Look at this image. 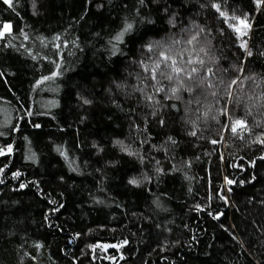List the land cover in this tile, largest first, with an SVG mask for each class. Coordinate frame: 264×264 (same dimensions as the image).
Segmentation results:
<instances>
[{"label": "trees", "instance_id": "trees-1", "mask_svg": "<svg viewBox=\"0 0 264 264\" xmlns=\"http://www.w3.org/2000/svg\"><path fill=\"white\" fill-rule=\"evenodd\" d=\"M4 24L0 264H264V144L193 137L194 105L160 93L176 108L153 115L135 90L150 42L192 34L218 81L237 63L264 72V0H0Z\"/></svg>", "mask_w": 264, "mask_h": 264}, {"label": "snow or ice", "instance_id": "snow-or-ice-1", "mask_svg": "<svg viewBox=\"0 0 264 264\" xmlns=\"http://www.w3.org/2000/svg\"><path fill=\"white\" fill-rule=\"evenodd\" d=\"M257 2L259 4L260 0H257ZM4 3L11 6L12 0H4ZM138 3L143 4L144 0H138ZM33 7L35 8V3L33 4ZM218 12L220 16H224V13L219 11V8ZM232 20L237 22L229 25L234 32L239 37L247 35V30H250L251 28V25L247 23V19H238L233 16ZM131 28V24L127 25L124 32L119 33L115 37L116 41L121 42L124 33L130 31ZM10 31L11 25L4 24L3 31H0V38H3L5 33H10ZM27 38L28 37L25 36V39ZM53 39H59V37H54ZM183 43L192 47H183L181 46V42L175 39H171L170 42L152 41L147 46L148 53H151V56H145L144 59L139 61V64L143 68V73H138L137 78L142 87L138 86L135 90L143 93L145 100L150 102L148 106L153 108V115L157 114V106L161 108H176L175 104L163 105L159 100H156L155 96L160 93H163L165 99L180 100L187 106H196L195 108L187 107L185 111L199 112L201 103L200 96L202 92L207 89L209 90L208 94L215 97L217 83L221 82L220 80H217V72H227V69L217 67L214 70L213 67H209V64H213L215 61L206 60L204 58L208 56V52L203 46H199L198 34H192L191 38L184 40ZM56 47L59 49L60 45H57ZM113 47L114 51L118 50L115 45ZM241 47L247 49L246 41L241 42ZM248 55H251L250 51H248ZM57 68H59L58 64ZM60 74L59 71H53L50 76H45L40 83H43L45 80L54 79ZM237 83L238 80L234 79L231 81L232 85ZM148 90H151V95L147 94ZM185 92L188 94L186 100L183 95ZM226 103L227 106L220 111L219 115L223 116L227 122H222L221 120H218L217 122L221 124L223 130L229 131L233 136L239 134L240 138L243 139L244 133L248 131V125L245 120L234 118L233 114L229 111V107L234 103L231 93L227 94ZM159 123L163 125L164 120L161 119ZM188 134L193 137L197 136L195 131H189ZM0 135H3V133L0 132ZM169 140L175 143L171 137H169ZM210 142L212 144L219 143L217 140H211ZM255 143L264 144V136L258 137ZM8 151H11L10 147ZM3 154L4 152L0 151V155ZM15 175L19 176V173H16ZM225 181L229 185L234 183L233 180H230L227 177H225ZM21 187H24V185L22 184Z\"/></svg>", "mask_w": 264, "mask_h": 264}, {"label": "clouds", "instance_id": "clouds-1", "mask_svg": "<svg viewBox=\"0 0 264 264\" xmlns=\"http://www.w3.org/2000/svg\"><path fill=\"white\" fill-rule=\"evenodd\" d=\"M205 47L213 60L218 59L212 51L211 42H205ZM209 67H213L209 64ZM232 75L220 79L215 89L216 95L206 94L200 97L199 112H187L183 117V126L186 132L199 133L202 140L211 141L215 136L221 135L220 111L227 106V94L231 93L233 104L229 111L236 119H243L248 125L243 139L239 134L230 135L225 139L227 146L233 151L250 148L258 137L264 136V72L254 67L245 68L237 63L231 70ZM238 80L235 85L232 80ZM196 106L194 105L193 108Z\"/></svg>", "mask_w": 264, "mask_h": 264}]
</instances>
